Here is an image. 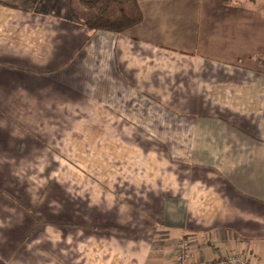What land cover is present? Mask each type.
I'll return each instance as SVG.
<instances>
[{
	"label": "crops",
	"instance_id": "obj_1",
	"mask_svg": "<svg viewBox=\"0 0 264 264\" xmlns=\"http://www.w3.org/2000/svg\"><path fill=\"white\" fill-rule=\"evenodd\" d=\"M138 4L0 0V264H264V0Z\"/></svg>",
	"mask_w": 264,
	"mask_h": 264
},
{
	"label": "trees",
	"instance_id": "obj_2",
	"mask_svg": "<svg viewBox=\"0 0 264 264\" xmlns=\"http://www.w3.org/2000/svg\"><path fill=\"white\" fill-rule=\"evenodd\" d=\"M71 16L91 31L123 34L143 21L138 0H69Z\"/></svg>",
	"mask_w": 264,
	"mask_h": 264
},
{
	"label": "built area",
	"instance_id": "obj_3",
	"mask_svg": "<svg viewBox=\"0 0 264 264\" xmlns=\"http://www.w3.org/2000/svg\"><path fill=\"white\" fill-rule=\"evenodd\" d=\"M193 246L189 238H184L176 242L175 246V264H193L192 262ZM195 264H254L247 255L233 253L220 261L207 263L199 262Z\"/></svg>",
	"mask_w": 264,
	"mask_h": 264
},
{
	"label": "rangeland",
	"instance_id": "obj_4",
	"mask_svg": "<svg viewBox=\"0 0 264 264\" xmlns=\"http://www.w3.org/2000/svg\"><path fill=\"white\" fill-rule=\"evenodd\" d=\"M194 2H196V0H194ZM260 2V1H259ZM79 155H80V153H79ZM81 158L83 159L84 157H85V152H81ZM80 157V156H79ZM79 157H77V159H78V161H75V162H77L78 163V167L79 166H82L83 168H84V164L82 163V161H81V159L79 158ZM61 159H62V166H66L67 164V156H65V155H63L62 153H61ZM63 159H64V161H65V163H64V161H63ZM67 175L68 173L67 172H65V169L63 170L62 169V171H61V173H60V177H61V179H64L63 177H64V175ZM45 175H47V174H45ZM50 175H47V177H49ZM51 177V176H50ZM85 178V173H83L82 175H80L79 177H77V179H76V182H72V184H73V186L74 185H77V187L78 186H80V185H82L83 186V182H82V180ZM81 186V187H82ZM72 190H74V188H72ZM79 191H81V192H85V190L84 189H77L76 190V192H79ZM72 192V191H71ZM68 193L69 192H66V194H64L63 196H62V198L63 197H68ZM101 195V194H100Z\"/></svg>",
	"mask_w": 264,
	"mask_h": 264
}]
</instances>
